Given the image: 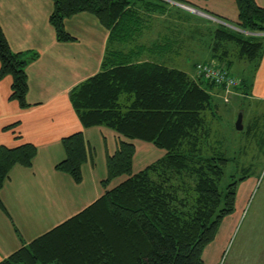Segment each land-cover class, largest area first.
Listing matches in <instances>:
<instances>
[{
  "label": "trees",
  "instance_id": "16d2710c",
  "mask_svg": "<svg viewBox=\"0 0 264 264\" xmlns=\"http://www.w3.org/2000/svg\"><path fill=\"white\" fill-rule=\"evenodd\" d=\"M185 3L182 0H171ZM49 23L59 42L71 41L65 19L89 13L109 31L101 71L73 88L70 100L84 128L104 126L121 137L106 159L104 187L125 179L77 215L3 259L0 264H205L203 250L215 239L223 219L234 212L238 185L246 172L223 186L229 151L217 139L214 84L186 72L138 62L126 53L146 15L162 14L163 0H51ZM238 20L231 30L209 31V61L229 72L241 65L239 86L247 92L264 53V9L254 0H235ZM133 23L135 25H133ZM175 47L172 41L168 49ZM34 53H13L0 27V79H12L10 100L28 107L26 65ZM234 75V74H233ZM243 93V94H244ZM223 103V102H222ZM253 129H247L251 133ZM133 140L153 144L165 154L132 173ZM64 159L55 169L81 181L87 149L81 132L61 140ZM36 147L0 145V189L16 166L29 167ZM0 209L5 211L0 201Z\"/></svg>",
  "mask_w": 264,
  "mask_h": 264
},
{
  "label": "crops",
  "instance_id": "0c3cea01",
  "mask_svg": "<svg viewBox=\"0 0 264 264\" xmlns=\"http://www.w3.org/2000/svg\"><path fill=\"white\" fill-rule=\"evenodd\" d=\"M163 1L169 3L164 13L146 15L147 18L138 25L141 30L133 32L134 37L125 51L138 62H156L182 70L198 80L195 74L197 63L188 66L184 51L187 49L191 54L200 51L199 38L204 36L202 28L210 26L214 29L219 24L235 26L238 20L235 0H182L187 4ZM254 1L264 9V0ZM178 4L208 16L187 11ZM52 10L51 0H0V27L10 50L35 54V58L26 65L28 107L22 109L16 101L10 100L11 77L0 79V145L14 148L30 143L37 150L31 166H14L0 189V201L5 208V211L0 209V262L22 245L77 215L106 190L125 179L115 178L107 187L102 184L107 175L106 159L114 154L123 137L104 126L84 128L70 100L73 88L101 71L109 48L119 50L124 47L115 41L109 45V31L89 13L65 19L64 29L72 40L57 41L49 23ZM169 27L179 29V36L172 41L176 46L173 55L168 52V35H174L168 33ZM208 41L209 36L201 56L210 59ZM243 93L235 91L229 103L244 106L247 129L264 124V53L250 87ZM211 94L217 102L226 104L218 90L211 89ZM77 132L83 134L87 149V160L81 166L79 183L55 169L65 155L61 140ZM132 143L135 148L133 174L165 154L164 150L151 143L140 140ZM257 182L255 177L238 185L234 212L223 219L215 239L205 248L211 250L207 252L208 261L204 259L206 250H203L205 264H219ZM229 264L244 262L236 260ZM257 264H264V255L259 257Z\"/></svg>",
  "mask_w": 264,
  "mask_h": 264
},
{
  "label": "rangeland",
  "instance_id": "374dc122",
  "mask_svg": "<svg viewBox=\"0 0 264 264\" xmlns=\"http://www.w3.org/2000/svg\"><path fill=\"white\" fill-rule=\"evenodd\" d=\"M206 23H208L207 25L210 24L209 21ZM227 28L240 32L235 26H229ZM178 30L176 27H169L168 33H174L171 37L168 35L169 42L173 41L176 36H179L177 33ZM202 30L204 31V36L199 38L200 51H197V54H191L187 49L184 51L183 56L187 59L186 63L188 66H193L195 63L210 62L209 58L201 55L203 54L204 43L208 37L207 32L212 31L213 28L207 26L206 28H202ZM242 33L250 35L249 33ZM188 43L192 44L190 42ZM175 49L176 46L169 49V54H175ZM241 67V65H237V67L232 69L231 73L235 75L239 74ZM217 104L218 109H216L215 113L217 123L221 126V130L217 134V139L222 141L225 148L229 151L228 157L232 159L225 168V177L222 182L223 186L230 182L229 175H233V179L237 180L246 172H248V178L245 180L255 177L258 180L247 205L242 210L232 235L226 243L219 264H229L236 260L239 262L243 261L244 264H257L259 257L264 255V124H257L252 132L249 133L247 132V115L242 104L234 102L231 104H221L220 101ZM239 113H242L243 118V129L241 131H237L235 128V122ZM114 181L112 180L111 183ZM209 251H205V261L209 260L207 254Z\"/></svg>",
  "mask_w": 264,
  "mask_h": 264
},
{
  "label": "built area",
  "instance_id": "2783aa9c",
  "mask_svg": "<svg viewBox=\"0 0 264 264\" xmlns=\"http://www.w3.org/2000/svg\"><path fill=\"white\" fill-rule=\"evenodd\" d=\"M179 6L193 12V9L186 5ZM195 74L198 79L214 84L219 89L220 96L226 104L229 103L231 95H234L235 89L239 86V80L224 66L215 61L197 63L195 65Z\"/></svg>",
  "mask_w": 264,
  "mask_h": 264
},
{
  "label": "water",
  "instance_id": "95a60500",
  "mask_svg": "<svg viewBox=\"0 0 264 264\" xmlns=\"http://www.w3.org/2000/svg\"><path fill=\"white\" fill-rule=\"evenodd\" d=\"M166 1L171 2L170 0H166ZM193 13H196V14L201 15V16H204V17L205 16H208L205 13H202V12H200L198 10H195V9H193ZM238 31H240V30H238ZM240 32H243V31H240ZM235 128H236L237 131H241L243 129V125H242V113H239L238 116H237V120L235 122Z\"/></svg>",
  "mask_w": 264,
  "mask_h": 264
}]
</instances>
